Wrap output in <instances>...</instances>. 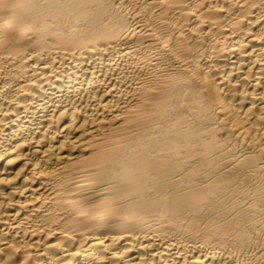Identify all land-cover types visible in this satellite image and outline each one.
I'll use <instances>...</instances> for the list:
<instances>
[{
	"label": "bare ground",
	"instance_id": "bare-ground-1",
	"mask_svg": "<svg viewBox=\"0 0 264 264\" xmlns=\"http://www.w3.org/2000/svg\"><path fill=\"white\" fill-rule=\"evenodd\" d=\"M0 264H264V0H0Z\"/></svg>",
	"mask_w": 264,
	"mask_h": 264
}]
</instances>
